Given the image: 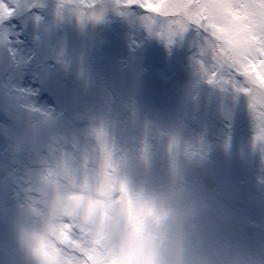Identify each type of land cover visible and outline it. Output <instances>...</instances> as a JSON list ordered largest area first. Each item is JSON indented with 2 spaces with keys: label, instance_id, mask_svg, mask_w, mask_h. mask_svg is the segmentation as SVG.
I'll return each mask as SVG.
<instances>
[{
  "label": "rangeland",
  "instance_id": "rangeland-1",
  "mask_svg": "<svg viewBox=\"0 0 264 264\" xmlns=\"http://www.w3.org/2000/svg\"><path fill=\"white\" fill-rule=\"evenodd\" d=\"M107 11L103 29H80L66 0H0V43L11 53L0 76V264H39L31 238L44 209L41 186L56 165L91 164L95 134L118 143L153 133L197 145L189 179L212 202L224 233L264 256V140L248 96L209 83L206 36L194 25L170 39L123 0H77ZM183 72L187 81L177 80ZM170 82L168 90L151 81ZM165 161L158 155L155 170Z\"/></svg>",
  "mask_w": 264,
  "mask_h": 264
},
{
  "label": "clouds",
  "instance_id": "clouds-1",
  "mask_svg": "<svg viewBox=\"0 0 264 264\" xmlns=\"http://www.w3.org/2000/svg\"><path fill=\"white\" fill-rule=\"evenodd\" d=\"M66 6L83 13L74 0ZM152 135L141 128L122 144L100 130L87 169L65 166L41 186L44 209L30 241L39 264H264L224 233L212 202L190 181L196 143L172 138L158 153ZM158 155L165 163L155 170ZM72 237L75 261L56 247Z\"/></svg>",
  "mask_w": 264,
  "mask_h": 264
},
{
  "label": "snow or ice",
  "instance_id": "snow-or-ice-1",
  "mask_svg": "<svg viewBox=\"0 0 264 264\" xmlns=\"http://www.w3.org/2000/svg\"><path fill=\"white\" fill-rule=\"evenodd\" d=\"M74 2L80 6L77 0ZM123 3L142 9L147 14L146 23L155 24L169 39L188 25L202 30L211 57V67L206 69L209 83L231 84L248 96L259 127L257 138L264 140V0H123ZM88 7L91 9L92 4ZM9 14L0 4V19ZM61 168L65 166L56 165L47 181L54 180ZM75 244L72 237L56 247L62 256L75 261L79 258ZM34 252L39 256L38 250Z\"/></svg>",
  "mask_w": 264,
  "mask_h": 264
},
{
  "label": "water",
  "instance_id": "water-1",
  "mask_svg": "<svg viewBox=\"0 0 264 264\" xmlns=\"http://www.w3.org/2000/svg\"><path fill=\"white\" fill-rule=\"evenodd\" d=\"M90 11L88 8L85 12L87 14ZM105 19V9L102 5L97 4L92 12V14L84 16L81 22V30L88 34L94 35L97 33L104 24ZM9 64V53L5 49L4 46L0 44V75H2ZM181 81H185L186 77H184L181 73L178 75ZM152 87L155 90H161L163 88V81L161 80H154L152 83ZM165 89L169 88V84L167 83L164 86Z\"/></svg>",
  "mask_w": 264,
  "mask_h": 264
}]
</instances>
